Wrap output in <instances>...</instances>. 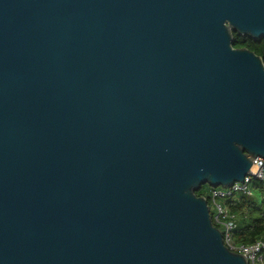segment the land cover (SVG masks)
I'll return each mask as SVG.
<instances>
[{
    "label": "water",
    "instance_id": "water-1",
    "mask_svg": "<svg viewBox=\"0 0 264 264\" xmlns=\"http://www.w3.org/2000/svg\"><path fill=\"white\" fill-rule=\"evenodd\" d=\"M264 0H0V264H248L203 185L264 158Z\"/></svg>",
    "mask_w": 264,
    "mask_h": 264
},
{
    "label": "built area",
    "instance_id": "built-area-1",
    "mask_svg": "<svg viewBox=\"0 0 264 264\" xmlns=\"http://www.w3.org/2000/svg\"><path fill=\"white\" fill-rule=\"evenodd\" d=\"M254 181H261L264 192V158H256L243 181H235L228 187H210L207 193L211 198L213 223L220 225L223 241L230 251L245 256L248 264H264V237H259L251 243L237 241L235 231L238 227L236 214L222 203V199L236 193L252 194ZM211 208V207H210Z\"/></svg>",
    "mask_w": 264,
    "mask_h": 264
},
{
    "label": "trees",
    "instance_id": "trees-1",
    "mask_svg": "<svg viewBox=\"0 0 264 264\" xmlns=\"http://www.w3.org/2000/svg\"><path fill=\"white\" fill-rule=\"evenodd\" d=\"M233 45L236 48H248L261 56L264 61V38L254 39L250 36L239 35L237 32L233 33ZM212 186L203 185L196 194L198 196H205L212 209L211 198L207 193V189ZM254 192L252 194L236 193L232 196L222 199L231 212L238 217V227L235 231L237 241L243 243H251L259 237H264V192L261 181H254ZM216 226L220 227L217 223Z\"/></svg>",
    "mask_w": 264,
    "mask_h": 264
}]
</instances>
